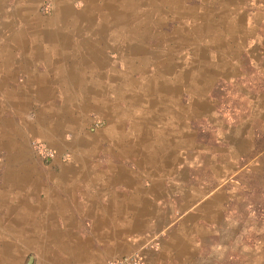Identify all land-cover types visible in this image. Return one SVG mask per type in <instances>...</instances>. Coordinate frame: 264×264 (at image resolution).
Segmentation results:
<instances>
[{
  "label": "crops",
  "instance_id": "0c3cea01",
  "mask_svg": "<svg viewBox=\"0 0 264 264\" xmlns=\"http://www.w3.org/2000/svg\"><path fill=\"white\" fill-rule=\"evenodd\" d=\"M39 1L0 0V142L31 135L71 160L45 174L20 163L0 180V264H107L133 251L188 264L242 159L209 95L241 76L234 42H263L264 0H129L126 12L127 0H53L64 18L31 19ZM146 25L164 47L124 55ZM108 42L120 43L114 62Z\"/></svg>",
  "mask_w": 264,
  "mask_h": 264
},
{
  "label": "rangeland",
  "instance_id": "374dc122",
  "mask_svg": "<svg viewBox=\"0 0 264 264\" xmlns=\"http://www.w3.org/2000/svg\"><path fill=\"white\" fill-rule=\"evenodd\" d=\"M73 3L81 5L78 1ZM58 7L63 10L65 5L60 3L56 6L53 0H41L38 8L29 13L36 15L35 13L39 12L42 16L48 17L54 10L51 16V19H54ZM84 10L88 12L87 9ZM169 26L163 29L169 30L171 25ZM126 27L127 22L124 19L122 28ZM140 28H145L144 34L133 35L132 38L138 39L129 38L121 49L118 48L124 55L132 51L137 55L139 52L150 53L155 47L163 46L164 42L162 43L163 39L158 35V31L156 35L148 36L149 26ZM261 33L263 42L260 45H254L253 32L244 34V40L241 42L237 40L233 43L231 53L238 57V61L240 60L241 76L234 81L219 79L215 84L217 87L214 89L215 92L209 95L210 101L214 99L213 111L216 113L215 117L219 118L221 130H227L226 138H232L230 142L237 143L235 154L240 153L242 159L236 163V172L230 176L231 178H221L222 198L225 201L222 204L219 224L203 228L202 239L196 243L197 248L194 249V259L188 264H264V34ZM98 44L101 45V42ZM118 45L120 46V43ZM118 45L105 43L109 57L116 54L115 49ZM137 45L139 46L136 47ZM114 55L111 58L113 62ZM132 59L134 58L130 61L134 62ZM140 59L139 64L142 63V67L150 61L149 57ZM33 111L34 102H31L28 119L33 118ZM94 116L95 114L91 115L86 127L95 130L103 125V121ZM241 134L245 136L242 145L239 140H233ZM66 138H70L69 134ZM32 143L49 148L52 156L42 157ZM56 160L69 161L71 156L66 151L57 153V150L50 147L45 140L31 135H27L26 139L17 137L14 142L9 140L6 147L0 142V180L20 163L33 164L43 174L48 173ZM201 174L206 177L207 171H202Z\"/></svg>",
  "mask_w": 264,
  "mask_h": 264
},
{
  "label": "built area",
  "instance_id": "2783aa9c",
  "mask_svg": "<svg viewBox=\"0 0 264 264\" xmlns=\"http://www.w3.org/2000/svg\"><path fill=\"white\" fill-rule=\"evenodd\" d=\"M32 145H34L33 147L42 157L52 156L51 150L45 147L44 145L41 144L35 145L34 143H32ZM107 264H144V263L142 262L139 255L133 251L128 254L111 259L107 262Z\"/></svg>",
  "mask_w": 264,
  "mask_h": 264
},
{
  "label": "bare ground",
  "instance_id": "6f19581e",
  "mask_svg": "<svg viewBox=\"0 0 264 264\" xmlns=\"http://www.w3.org/2000/svg\"><path fill=\"white\" fill-rule=\"evenodd\" d=\"M128 1V4L127 5H125L124 6V12H126V11H128V10H130L131 8H132V5H131V1H129V0H127ZM59 4V3H58ZM67 7H65V10H67L66 9ZM57 9V8H56ZM58 9H59V7H58ZM60 10H61V12H60ZM64 10V7H63V10L62 9H59L57 12H56V14H55V16H54V19H58V18H64V16L63 15H65L64 13H66V11ZM32 11V10H31ZM30 12V11H29ZM76 15V14H75ZM74 15V16H75ZM80 15V14H79ZM71 16V15H70ZM69 16V17H70ZM29 17L31 18H36V16L33 14V13H30V15H29ZM28 17V18H29ZM73 17V16H72ZM31 18V19H32ZM71 18V17H70ZM130 18V17H129ZM138 18V17H137ZM140 18V17H139ZM53 19V20H54ZM134 19V18H133ZM77 20V19H76ZM76 22V21H75ZM79 22V21H78ZM137 50H140V49H137ZM137 52H139V51H137ZM142 53V52H141ZM139 54H140V52H139ZM133 60V59H132ZM138 60H141V59H138ZM128 61H130V59L128 60ZM144 63V62H143ZM142 64V63H141Z\"/></svg>",
  "mask_w": 264,
  "mask_h": 264
},
{
  "label": "water",
  "instance_id": "95a60500",
  "mask_svg": "<svg viewBox=\"0 0 264 264\" xmlns=\"http://www.w3.org/2000/svg\"><path fill=\"white\" fill-rule=\"evenodd\" d=\"M29 260H30V258H29Z\"/></svg>",
  "mask_w": 264,
  "mask_h": 264
}]
</instances>
